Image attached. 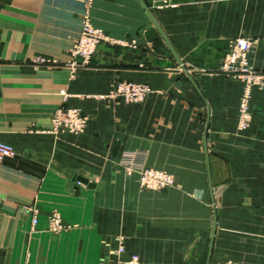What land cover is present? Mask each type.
Wrapping results in <instances>:
<instances>
[{"label": "crops", "instance_id": "0c3cea01", "mask_svg": "<svg viewBox=\"0 0 264 264\" xmlns=\"http://www.w3.org/2000/svg\"><path fill=\"white\" fill-rule=\"evenodd\" d=\"M86 12L135 45L102 42L74 65ZM237 37L264 73V0H0V142L14 149L0 162V264H116L120 244L140 264H213L236 258L232 226L264 250V87L239 130L243 83L217 72ZM119 81L152 91L99 98ZM59 108L85 130H54ZM131 158L177 186L143 190ZM53 211L73 228L49 231Z\"/></svg>", "mask_w": 264, "mask_h": 264}, {"label": "built area", "instance_id": "2783aa9c", "mask_svg": "<svg viewBox=\"0 0 264 264\" xmlns=\"http://www.w3.org/2000/svg\"><path fill=\"white\" fill-rule=\"evenodd\" d=\"M109 40L105 32L96 28L91 23L88 16L84 17L82 30L79 37L72 47V59L74 65L80 68L89 67L92 57L98 46L102 42ZM116 43L126 45L124 40H117ZM228 52L217 70L229 78L240 80L243 83V91L239 104L238 129L246 130L251 120L250 101L254 87H264V73L256 72L250 63V55L253 51V41L246 37H237L229 42ZM116 92L121 93L126 101L142 102L149 89L139 83H122L117 87ZM88 124V117L79 109L59 108L52 117L54 130H61L68 133L79 134L85 130ZM14 149L11 145L0 142V162L13 156ZM129 171L139 173V183L143 190L161 191L171 187L174 184V178L171 174L157 169L139 167L134 164L133 158L130 161H124ZM37 218H33V225H36ZM72 225H67L59 212L53 211L48 217V229L53 233H59L63 230L72 229ZM115 253L120 257L116 264H140L138 255H132L128 259L121 258L125 253V247L120 244ZM213 264H236L231 261L216 262Z\"/></svg>", "mask_w": 264, "mask_h": 264}, {"label": "rangeland", "instance_id": "374dc122", "mask_svg": "<svg viewBox=\"0 0 264 264\" xmlns=\"http://www.w3.org/2000/svg\"><path fill=\"white\" fill-rule=\"evenodd\" d=\"M153 1V0H152ZM87 10H88V8H87ZM85 16H88V18L90 19V21H91V18H90V16H89V13L88 12H86V15ZM84 16V17H85ZM102 30V29H101ZM106 34V33H105ZM107 35V34H106ZM108 36V35H107ZM109 37V36H108ZM117 40H122V39H111L110 37H109V40H107L106 42L107 43H112V44H114V45H118V46H133V45H135V43L136 42H134V41H132V42H130V44H129V42H127V44L126 45H120L119 43H116L115 41H117ZM125 41V40H124ZM92 62V61H91ZM91 65V64H90ZM89 65V66H90ZM87 68V67H86ZM184 66L182 67V70H184ZM84 69V68H83ZM124 84V83H138V82H133V81H119V82H117L113 87H112V89L108 92V93H106V94H103V95H100L99 96V98H104V97H109V98H111V99H122L125 103H135V104H137V103H141V102H129V101H126V99L124 98V96L121 94V93H118V92H116V90H117V87H118V85L119 84ZM139 84H143V85H145L148 89H149V92L147 93V95L152 91V89H151V87H150V85H148V84H144V83H139ZM147 95H146V97L144 98V100L147 98ZM143 100V101H144ZM142 101V102H143ZM139 175V174H138ZM172 175V174H171ZM173 176V178H174V184L171 186V187H169V188H167V189H170V188H174V187H176L177 186V181H176V178L174 177V175H172ZM140 177V176H139ZM150 191H154V190H150ZM233 227V226H232ZM229 228V227H226L227 229H221V231H223V232H225V231H227L228 233L225 235V238L226 239H231L232 241L234 240V239H238V244H239V246H238V249L236 248L235 249V257L236 258H234V257H229V258H226L225 260H222L221 262H226V261H231V262H233V263H236V264H254L255 263V261L257 260V258L258 259H260V261L262 260V259H264V250H258V249H256L255 247H256V245H263V244H260L259 242H257L256 240H255V238H257V237H255V235H252L251 233H249L248 231H249V229H246L245 231V233H242V234H240L239 232H237V233H234L235 232V229H233V228ZM239 237H241V238H239ZM240 240L242 241V242H240ZM235 259V260H234ZM260 263V262H259ZM264 263V262H263ZM262 263V264H263Z\"/></svg>", "mask_w": 264, "mask_h": 264}, {"label": "water", "instance_id": "95a60500", "mask_svg": "<svg viewBox=\"0 0 264 264\" xmlns=\"http://www.w3.org/2000/svg\"><path fill=\"white\" fill-rule=\"evenodd\" d=\"M77 181L80 182V183H83V184H88L87 179L82 178V177H77Z\"/></svg>", "mask_w": 264, "mask_h": 264}, {"label": "bare ground", "instance_id": "6f19581e", "mask_svg": "<svg viewBox=\"0 0 264 264\" xmlns=\"http://www.w3.org/2000/svg\"><path fill=\"white\" fill-rule=\"evenodd\" d=\"M97 28V27H96Z\"/></svg>", "mask_w": 264, "mask_h": 264}]
</instances>
